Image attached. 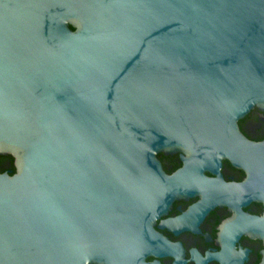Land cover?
Instances as JSON below:
<instances>
[{"label": "water", "instance_id": "95a60500", "mask_svg": "<svg viewBox=\"0 0 264 264\" xmlns=\"http://www.w3.org/2000/svg\"><path fill=\"white\" fill-rule=\"evenodd\" d=\"M254 106L264 0H0V156L15 169L0 172V264H185L151 225L194 195L157 227L198 234L228 206L220 251L189 260L242 264L241 234L264 244V215L240 210L264 205V140L236 123ZM179 150L165 175L157 154ZM221 158L246 179L224 182Z\"/></svg>", "mask_w": 264, "mask_h": 264}, {"label": "flooded vegetation", "instance_id": "af4514ba", "mask_svg": "<svg viewBox=\"0 0 264 264\" xmlns=\"http://www.w3.org/2000/svg\"><path fill=\"white\" fill-rule=\"evenodd\" d=\"M237 130L241 135L250 142H262L264 140V110L254 106L249 110L247 114L237 120ZM179 154L186 157V154L182 151H177L175 153H159L157 154V159L160 162L161 169L165 175H171L176 170L183 167V161L180 159ZM7 162V161H5ZM220 168L219 173L224 182H232L241 183L246 179V174L243 169L238 167H234L230 160L227 158L220 159ZM202 174L209 178H215L216 175L212 174L208 170H204ZM232 176V179L228 178ZM199 195H194L192 197H188V199L180 198L174 199L171 202V206H169V210L165 215L159 216L154 220V225H151L154 231L162 234L163 237H167L169 242L175 243L179 242L181 247L184 250V260L185 264H195L194 261L190 259L189 249L195 248V250L200 254L202 258H205V251L216 253L220 251V246L218 243V232L220 230L218 228L221 227L222 222L227 218H231L233 216L234 211H229L228 206H214L207 212V215L203 217L200 223H198L197 229H199L200 233L195 234L190 232V230H183L179 232L177 235H174L171 231H168L166 227L158 228L160 220H165L167 218H174L182 214V212L186 211L188 206L198 202ZM179 207V211L177 208ZM250 209V210H248ZM240 210L243 213H247L248 215H254L257 217H262L264 215V205L261 201H250L247 205L240 207ZM207 233L212 241L203 240L204 234ZM202 234V235H201ZM239 244V245H238ZM238 246L241 247V250L244 248L250 250L247 252L246 259L243 260L242 264H260L263 258V254L260 253L261 250H264L263 239L261 238H250L248 234H241L237 239V242H234L235 251H238ZM208 248L216 249L214 251L208 250ZM156 260L159 264H172L174 258L172 256H162L155 257L153 255H147L144 258V262H153ZM246 261V262H245ZM87 264H94L87 263ZM98 264V263H96ZM206 264H220L219 261L210 260L206 262Z\"/></svg>", "mask_w": 264, "mask_h": 264}, {"label": "trees", "instance_id": "16d2710c", "mask_svg": "<svg viewBox=\"0 0 264 264\" xmlns=\"http://www.w3.org/2000/svg\"><path fill=\"white\" fill-rule=\"evenodd\" d=\"M4 171H11L12 174L15 171L13 167V160L10 156H0V172Z\"/></svg>", "mask_w": 264, "mask_h": 264}]
</instances>
